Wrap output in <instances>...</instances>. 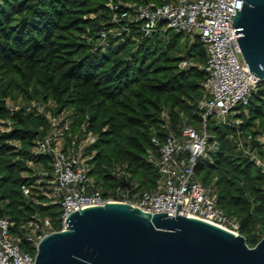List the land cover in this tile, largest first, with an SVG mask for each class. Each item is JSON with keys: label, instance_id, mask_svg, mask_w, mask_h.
Masks as SVG:
<instances>
[{"label": "trees", "instance_id": "obj_1", "mask_svg": "<svg viewBox=\"0 0 264 264\" xmlns=\"http://www.w3.org/2000/svg\"><path fill=\"white\" fill-rule=\"evenodd\" d=\"M113 13L108 0H0V215L13 221L24 249H29L26 222L36 214L49 215L61 229L63 209L44 193L49 182L39 181L28 165L33 159L50 167L49 155L31 151L47 133L48 122L24 109L12 112L9 95L52 97L60 108L75 107L72 132L87 125L96 135L91 174L107 196L119 183L110 168L115 162L132 173L139 187L154 188L160 172L148 158L149 149L157 151L166 139V123L179 132L186 118L199 119L207 76L199 66L207 60L200 37L190 44L172 29L147 35L142 22L114 23ZM111 28L115 31L107 33L109 44L102 49V34ZM183 61L190 63L182 66ZM245 107L248 114L237 116L242 128L257 137L263 133L264 79L240 106ZM211 128L220 147L211 159L199 161L197 176L205 184L216 179L219 206L240 220V232L255 246L264 236V173L235 149L232 126Z\"/></svg>", "mask_w": 264, "mask_h": 264}, {"label": "built area", "instance_id": "obj_2", "mask_svg": "<svg viewBox=\"0 0 264 264\" xmlns=\"http://www.w3.org/2000/svg\"><path fill=\"white\" fill-rule=\"evenodd\" d=\"M243 1L245 0H108L110 8L114 10V23L123 20L142 22L147 35L155 32L166 34L172 29L184 33L190 44L199 36L207 54L206 62L199 64L207 74L204 81L206 93L198 103V121L186 118L179 132L166 123V139L160 143L157 151L149 149L148 158L160 172L156 186L139 187L132 178V173L123 164H116L111 172L119 183L113 188L114 194L109 196L101 192L91 174V157L82 152V147L77 149L62 142L63 134H73L72 121L51 116L50 130L37 138L31 149L33 155H49L50 167L43 172L32 173L40 176L39 181L45 179L49 182V189L44 193L50 202L62 205V228L66 227V219L71 212L116 200L130 202L145 211L168 212L172 215H177L182 202L185 207L181 209V213L219 224L236 234L241 233L240 220L228 214L218 204L214 183L216 179L205 184L197 176L196 167L201 159H211L212 152L220 147V140L211 128L216 124L235 129L232 134L235 149L252 160L264 173V132L255 137L242 128V119L237 116L242 111L248 114V108L242 110L240 106L247 105L252 92L257 90L262 81L246 63L234 25V14L241 9ZM109 31L115 30H104L102 49H106L109 44ZM189 63L183 61L181 65ZM7 103L12 112L24 109L41 115L46 108V104L39 100L26 104L7 100ZM162 116L168 120V111L164 110ZM6 129L9 130L10 127ZM80 132L90 144L96 140L95 134L87 125ZM152 140L158 143L156 135ZM15 144L22 148L20 141ZM34 164L41 163L28 160L32 170L35 169ZM28 190L26 188L27 193ZM54 224L49 215L36 214L29 219L25 233L29 249H24L22 237L13 232V221L0 215V264H35L41 240L47 234L59 230H52Z\"/></svg>", "mask_w": 264, "mask_h": 264}, {"label": "water", "instance_id": "obj_3", "mask_svg": "<svg viewBox=\"0 0 264 264\" xmlns=\"http://www.w3.org/2000/svg\"><path fill=\"white\" fill-rule=\"evenodd\" d=\"M234 25L246 63L263 80L264 0L243 1ZM184 207L172 215L109 200L75 210L41 240L35 264H264V236L250 246L242 233Z\"/></svg>", "mask_w": 264, "mask_h": 264}, {"label": "rangeland", "instance_id": "obj_4", "mask_svg": "<svg viewBox=\"0 0 264 264\" xmlns=\"http://www.w3.org/2000/svg\"><path fill=\"white\" fill-rule=\"evenodd\" d=\"M7 100H9L12 103H23V104H26L32 100H39V101L44 102L46 104L45 111L39 116H42L47 120V122H48L47 132L50 130L49 118L53 115L58 116L61 119H69L70 121H72V126H73V122L75 121V114H76L75 113L76 112L75 107L74 106H67V107H61L60 108V104L57 102L56 99H54L52 97H48V98H45L43 96L28 97L24 93L14 92L13 94L8 96ZM9 122H11L10 119H9ZM260 125H261V127H259V128L262 130V132H264V122L260 121ZM155 135L156 134H153V136H155ZM62 142L65 143L67 146H69V145L75 146V148H77V149L82 147L81 148L82 152H85L90 157L96 151L95 148H92L94 143L90 144L88 141H86V137H84L82 135V133L79 131V129L74 131L72 136H70L68 134H63L62 135ZM92 149H93V152H92ZM90 151H91V153H90ZM116 164H120V162L113 163V165L110 167L111 170H112L113 166ZM34 167H35V169L33 171H35L36 173H39L40 171L43 172L45 169H48V167L46 165H44L43 163L34 164ZM55 229H57V227H55V224H54V227L52 228V230H55Z\"/></svg>", "mask_w": 264, "mask_h": 264}]
</instances>
